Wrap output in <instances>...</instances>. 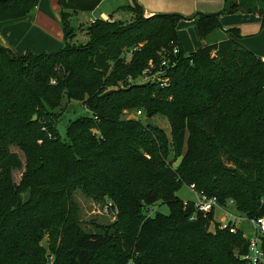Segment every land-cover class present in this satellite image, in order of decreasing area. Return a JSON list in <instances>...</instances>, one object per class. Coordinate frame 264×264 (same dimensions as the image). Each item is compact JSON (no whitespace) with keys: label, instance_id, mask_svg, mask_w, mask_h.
I'll list each match as a JSON object with an SVG mask.
<instances>
[{"label":"trees","instance_id":"trees-1","mask_svg":"<svg viewBox=\"0 0 264 264\" xmlns=\"http://www.w3.org/2000/svg\"><path fill=\"white\" fill-rule=\"evenodd\" d=\"M101 1L58 0V51L21 55L0 41V264H245L244 232L212 230L214 213L196 212L177 193L195 184L249 219L264 215L262 58L234 37L187 54L178 31L185 17H145L137 2L127 8L131 22L97 18L83 28L87 42L76 44L73 14ZM38 4L0 0V23ZM239 10L264 17V0H225L220 12L197 13L200 37L222 29V14ZM159 71L161 79L136 80ZM64 97L91 111L70 122L69 141L57 127ZM132 110L166 117L170 136L145 119L123 117ZM21 169L17 183L13 172ZM78 190L111 200L116 221L85 230ZM157 203L169 214L146 213Z\"/></svg>","mask_w":264,"mask_h":264},{"label":"crops","instance_id":"crops-1","mask_svg":"<svg viewBox=\"0 0 264 264\" xmlns=\"http://www.w3.org/2000/svg\"><path fill=\"white\" fill-rule=\"evenodd\" d=\"M133 2L143 7L145 16L156 13L183 15L185 18L179 22L178 31L187 54L204 45L219 43L234 37L264 59V17L257 12L249 13L239 10L234 13H224L220 18L222 29L212 32L206 38H201L198 35L197 18L193 16L197 13L220 12L224 9L225 0H133ZM101 6L99 4L93 10L95 17L91 19V22L97 18L120 20L132 17L129 10H124L122 7H114V11L111 12L113 7L105 10L101 9ZM38 7L39 4L31 14L24 18L0 23V41L4 46L21 55L28 51L53 52L62 47V25L55 21L51 12L44 11L45 15H42ZM98 11H100L99 14H97ZM233 28L238 29L239 37H235L233 32H228Z\"/></svg>","mask_w":264,"mask_h":264},{"label":"rangeland","instance_id":"rangeland-1","mask_svg":"<svg viewBox=\"0 0 264 264\" xmlns=\"http://www.w3.org/2000/svg\"><path fill=\"white\" fill-rule=\"evenodd\" d=\"M100 4L102 5L101 9H105V10L111 9L113 7L111 9V12H113L114 7L116 8L122 7V9L127 10V8L130 5H133L134 2L133 0H104ZM38 8H40V10L42 11V15H45L44 11L47 13L51 12V14H53L55 17V21L58 22L59 25H61V22L59 20L60 19L59 18L60 17V5H59L58 0H40ZM99 12L100 11H98L97 14H99ZM129 12L131 13L132 17L127 18V19H120L122 23H129L135 18V14L131 11ZM121 16H122V13H121ZM94 17H95V14L93 11L78 12L76 14H73L72 24L77 29L76 36L73 39V41L76 44L87 42L88 36L86 35L83 28L88 26L91 22V19H94ZM145 17H149V16H145ZM106 20H112V18L106 19ZM198 35H199V32H198ZM61 41H62V47L55 51H58L64 47V31L61 37ZM158 75L159 74L153 72L152 74H149L145 77H138L136 80L138 81L154 80V78H156ZM61 110H63V113L58 118L57 127L61 135V138L63 140L69 141L68 126L70 122L82 116H90L91 111L82 102L75 101V100L70 101L65 97L63 98L62 108L60 109V111ZM142 111L143 112L140 115L137 114L136 110L127 111L129 113H124L123 117L140 118L144 120L146 119L147 116L145 114V111L144 110ZM153 119H154L155 124L163 128L166 131V133L170 136V124H169L168 119L160 114L155 115ZM11 151L18 153L23 163L26 164V156L24 152L17 145L11 146ZM178 164H179V161H176L174 163V166L176 167ZM22 172H23V169L15 170L13 172L14 180L17 183H19L21 180ZM177 194L184 201H194L195 202L197 200L196 192L194 189L191 188V185H184L178 191ZM24 197L26 198L27 194H25ZM75 199L77 203L79 204L81 225L85 230L91 231V232H99L104 227L106 228L109 225H112L116 221L117 215H113L112 213L105 214L103 212L104 202L102 203L96 202L92 200L91 198L85 196L84 193L80 190L75 192ZM226 207H227L226 210L233 212L234 214H237V215L240 214L234 206L229 204ZM158 212L169 214L170 212L169 206L167 204L157 203L156 205L149 206L146 209V213L151 216L156 215V213ZM223 215H224V212H222L221 209H218V208L215 209V213L213 215L214 222L212 223V226H211L212 230H214L215 227L220 224V222L218 221L222 219ZM242 217L243 218L242 220H240L238 225L247 237H251L254 232V228L251 223V220L247 217H244V216ZM47 240L48 239L45 238L44 241L42 242L44 246L48 245ZM129 249H131L132 251L131 247Z\"/></svg>","mask_w":264,"mask_h":264},{"label":"built area","instance_id":"built-area-1","mask_svg":"<svg viewBox=\"0 0 264 264\" xmlns=\"http://www.w3.org/2000/svg\"><path fill=\"white\" fill-rule=\"evenodd\" d=\"M175 52H177V50H175ZM262 60L264 62V59ZM165 63L166 62H163L162 65H165ZM160 73L161 71H159L157 74L160 75ZM149 74L151 73H148V75ZM159 75L156 78H154V80L161 79ZM166 81L167 79L164 80V82ZM137 114L139 115L142 114V111L137 110ZM191 188L195 190L197 196V200L194 202L196 207V212L201 213L204 216H207L209 213L212 212L215 213L216 208L221 209L222 212H224V215L222 219L218 221L220 222L219 227L226 228L232 225L233 227L231 228V230L234 232L236 231L237 228L241 229L238 224L240 220H242L243 218L242 216L244 215H242L241 213L237 215L234 214L233 212L226 210L227 208L226 205H222L219 202L217 196H209L203 191H197L195 188V184H191ZM229 204H232V202L230 201ZM103 212L105 214L112 213L113 215H117L119 213V209L114 205V203L111 200H107L104 203ZM195 218L196 215L192 217V219ZM250 220L253 225L254 232L251 237H247L249 242V250L247 253L241 255V260L244 261L245 264H264V215L251 218Z\"/></svg>","mask_w":264,"mask_h":264},{"label":"water","instance_id":"water-1","mask_svg":"<svg viewBox=\"0 0 264 264\" xmlns=\"http://www.w3.org/2000/svg\"><path fill=\"white\" fill-rule=\"evenodd\" d=\"M36 119H37V116L35 115L32 120L35 121ZM145 122L147 124L151 125V126H154L155 125V122H154V119L153 118H146L145 119Z\"/></svg>","mask_w":264,"mask_h":264}]
</instances>
